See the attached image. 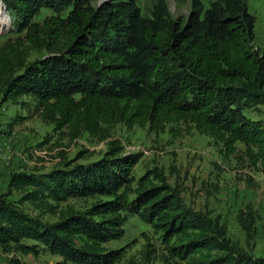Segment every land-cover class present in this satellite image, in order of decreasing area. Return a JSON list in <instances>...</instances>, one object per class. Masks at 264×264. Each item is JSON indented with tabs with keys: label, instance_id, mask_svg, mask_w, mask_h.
I'll list each match as a JSON object with an SVG mask.
<instances>
[{
	"label": "trees",
	"instance_id": "obj_1",
	"mask_svg": "<svg viewBox=\"0 0 264 264\" xmlns=\"http://www.w3.org/2000/svg\"><path fill=\"white\" fill-rule=\"evenodd\" d=\"M247 1L213 0L205 8L191 0L186 18H173L165 0H157L149 16L141 15L137 0L96 6L89 0H0L22 33L0 45V94L29 97L40 120L70 140L82 134L105 140L115 124L153 132L179 124L183 136L196 131L211 138L223 157L241 153L253 167L264 164V123L243 113L245 100L264 85V53L253 46L255 18ZM43 7L70 9L33 21ZM32 53L44 54L30 60ZM137 161L110 141L104 156L90 163L12 172L7 191L18 199L0 201V249L37 253V245L22 242L29 239L59 257L53 264H116L123 251L105 244L123 237L131 212L184 264H264V257L227 252V243L210 237V227L184 209L157 169L134 184ZM93 196L102 199L82 211L60 207L69 198ZM25 202L38 215L26 212ZM40 214L57 220L44 222Z\"/></svg>",
	"mask_w": 264,
	"mask_h": 264
},
{
	"label": "rangeland",
	"instance_id": "obj_2",
	"mask_svg": "<svg viewBox=\"0 0 264 264\" xmlns=\"http://www.w3.org/2000/svg\"><path fill=\"white\" fill-rule=\"evenodd\" d=\"M96 6L104 0H89ZM157 0H137L142 16H149ZM173 18H186L191 0H165ZM213 0H202L207 8ZM1 3V2H0ZM3 5V4H2ZM4 7V6H3ZM247 8L255 18L253 46L264 53V0H248ZM70 7L61 12L41 8L33 21L59 14L65 16ZM5 10V9H4ZM6 16L9 18L8 14ZM10 19V18H9ZM11 25L0 29V45L7 38L21 35ZM44 53H32L30 60ZM25 103H27L25 105ZM243 113L250 119L264 123V85L255 98L245 100ZM18 120L16 124L14 121ZM10 125L11 130H9ZM180 132L174 135L170 128ZM111 136L100 141L88 134L70 140L64 131L56 132L53 126L40 120L34 102L29 97L12 98L0 94V201H15L16 193H8L7 183L12 172L43 173L53 167L90 163L104 156L110 141L118 142L124 154H136L133 168L134 184L149 169H157L166 183L178 195L181 205L191 215L200 217L211 229L210 237L224 241L227 252L264 257V164H249L246 156L223 157L212 139L194 131L183 136V126L167 124L164 130L153 132L144 128H127L123 124L111 126ZM237 149L244 146L237 143ZM248 177L252 184L248 183ZM100 196L69 198L60 207L76 210L88 208ZM31 215L38 211L25 202L21 205ZM42 221L51 223L56 215L40 214ZM179 239L174 242L177 243ZM37 245V253L24 254L12 249H0V264H53L59 260L33 240L22 241ZM37 243V244H36ZM110 249H121L123 256L116 264H184L171 258L159 232L136 214L125 213L124 235L105 244ZM214 250L213 255L222 254Z\"/></svg>",
	"mask_w": 264,
	"mask_h": 264
},
{
	"label": "bare ground",
	"instance_id": "obj_3",
	"mask_svg": "<svg viewBox=\"0 0 264 264\" xmlns=\"http://www.w3.org/2000/svg\"><path fill=\"white\" fill-rule=\"evenodd\" d=\"M10 19L6 16L4 7L0 3V29H3L5 26H8Z\"/></svg>",
	"mask_w": 264,
	"mask_h": 264
}]
</instances>
